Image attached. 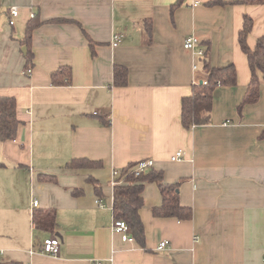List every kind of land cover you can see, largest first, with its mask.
<instances>
[{"label": "crops", "instance_id": "1", "mask_svg": "<svg viewBox=\"0 0 264 264\" xmlns=\"http://www.w3.org/2000/svg\"><path fill=\"white\" fill-rule=\"evenodd\" d=\"M211 1L182 0L173 10L178 0L0 1V96L15 99L20 122L16 139L0 142V264H264V83L258 101L237 111L250 80L238 32L251 17L253 49L264 33V0ZM32 16L41 25L26 47ZM190 36L210 66H235L237 84L218 86L210 123L187 130L181 100L206 78L202 60L183 48ZM115 65L127 69L125 87L112 85ZM67 67L69 83L57 85L52 73ZM177 151L183 158L172 161ZM73 159L101 166L67 168ZM143 160L164 183H180L179 202L192 216L154 217L161 194L145 183L142 247L112 230V199L114 172ZM47 210L52 232L34 221ZM50 236L60 241L57 257L41 252ZM162 241L169 248L156 251Z\"/></svg>", "mask_w": 264, "mask_h": 264}, {"label": "trees", "instance_id": "2", "mask_svg": "<svg viewBox=\"0 0 264 264\" xmlns=\"http://www.w3.org/2000/svg\"><path fill=\"white\" fill-rule=\"evenodd\" d=\"M1 1V0H0ZM182 0H178L172 7L179 6ZM258 0H242L241 3H252ZM212 6H222L234 4V2H226L224 0H212L208 3ZM60 22V21H54ZM41 23L32 18L26 25L25 36L22 45L28 47L31 35ZM253 28V20L248 15L243 16L242 26L238 32V45L242 53L246 56L248 68L250 71V80L248 82L245 94L241 103L237 107L240 114L243 107L254 104L259 99V90L264 83V33L256 40L255 47L250 49L247 44V38ZM86 38L90 40L87 36ZM27 59L26 67L31 60V52L29 50L24 53ZM201 70L206 78L203 81L192 85L191 94L183 97L181 100L180 121L182 127L189 130L194 126H203L210 123L213 92L218 86L234 87L237 84L236 68L233 64L225 67H212L209 65L207 58L201 61ZM52 78L57 85H65L70 80V69L59 68L52 73ZM112 85L122 88L127 85V69L123 66L115 65L113 67ZM20 125L16 116V102L14 98L0 96V142L14 141L17 136L18 127ZM264 136V129L261 137ZM101 164L96 161L87 159H73L66 167L70 169H93L99 168ZM134 165H130L120 171L118 176L114 178L112 214L115 220H122L128 227L130 236L140 245L144 246L145 235L139 212L144 205L142 192L144 184L147 182L156 183L162 198L161 205L152 209V215L156 218H176L178 221H188L191 219L192 211L188 207L181 206L179 202V185L166 184L162 179V172L154 169L147 170L139 176H135L131 171ZM39 178L44 181H54L53 176L40 175ZM88 181L94 186V193L97 197L102 196L101 187L93 178ZM80 191L75 190L74 196ZM34 221L37 226L44 230L52 232L56 226L55 213L52 210L41 211L34 215Z\"/></svg>", "mask_w": 264, "mask_h": 264}, {"label": "built area", "instance_id": "3", "mask_svg": "<svg viewBox=\"0 0 264 264\" xmlns=\"http://www.w3.org/2000/svg\"><path fill=\"white\" fill-rule=\"evenodd\" d=\"M9 15L11 18L16 17L17 15V10L16 8H11L9 10ZM34 16H32L33 18ZM9 24L12 25L13 22L10 19ZM119 36L115 35L112 40V46L115 47L117 46L119 42ZM199 40L194 37L190 36L188 37L184 43H183V48L185 50L191 51L198 59L203 60L207 58V52L204 51L203 49L199 48ZM194 69H197V65L193 67ZM28 74H30V70H28ZM183 158V153L181 151H177L174 156L171 157L172 161H180ZM153 168V162L151 160H143L138 162L131 168V171L134 172L135 176H139L141 173L146 172L147 170ZM119 172L116 171L114 172L113 177L115 178L118 176ZM114 185V181H113ZM99 205V201L97 202ZM33 207H37V202L34 201L32 204ZM112 230L115 233H118L121 236L122 241H131L133 238L130 236L128 233V227L126 223L122 220H113L112 222ZM169 248V242L167 241H162L160 242L157 247L156 251H165L166 249ZM60 251V241L56 236H50L46 238L41 247V252L51 256V257H57ZM2 256V252L0 251V257ZM94 264H101L100 262H95Z\"/></svg>", "mask_w": 264, "mask_h": 264}, {"label": "water", "instance_id": "4", "mask_svg": "<svg viewBox=\"0 0 264 264\" xmlns=\"http://www.w3.org/2000/svg\"><path fill=\"white\" fill-rule=\"evenodd\" d=\"M22 51L25 52V48H23Z\"/></svg>", "mask_w": 264, "mask_h": 264}]
</instances>
